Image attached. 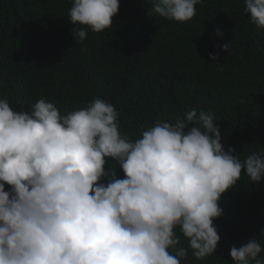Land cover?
<instances>
[{"label": "clouds", "instance_id": "9594fccd", "mask_svg": "<svg viewBox=\"0 0 264 264\" xmlns=\"http://www.w3.org/2000/svg\"><path fill=\"white\" fill-rule=\"evenodd\" d=\"M198 4L151 0V11L184 23ZM119 7L120 0H72L69 20L83 26L76 41L109 29ZM244 11L264 28V0H245ZM233 151L211 112L158 120L133 141L121 133L115 106L99 97L67 114L43 98L29 112L0 98V264H181L189 250L204 260L220 241L213 221L222 194L242 170L252 182L264 178V151L243 160ZM109 159L124 178L105 170ZM262 250L253 238L230 256L264 264Z\"/></svg>", "mask_w": 264, "mask_h": 264}, {"label": "trees", "instance_id": "16d2710c", "mask_svg": "<svg viewBox=\"0 0 264 264\" xmlns=\"http://www.w3.org/2000/svg\"><path fill=\"white\" fill-rule=\"evenodd\" d=\"M71 6L0 0V98L10 107L29 112L43 98L67 114L99 97L115 106L121 133L133 141L158 120L174 124L192 110L206 111L226 151L242 160L264 151V28L244 11L245 0H203L184 23L153 13L151 0H120L111 27L89 29L83 42L73 34L83 26L70 22ZM113 167L124 178L109 159L105 170ZM220 207L214 254L197 260L189 250L181 264H234L230 249L253 238L264 249V178L252 182L242 170ZM181 245H188L182 235Z\"/></svg>", "mask_w": 264, "mask_h": 264}]
</instances>
